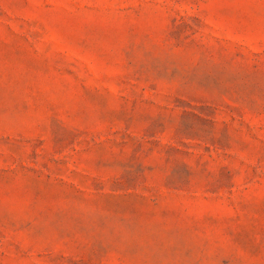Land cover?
Here are the masks:
<instances>
[{
    "label": "rangeland",
    "instance_id": "obj_1",
    "mask_svg": "<svg viewBox=\"0 0 264 264\" xmlns=\"http://www.w3.org/2000/svg\"><path fill=\"white\" fill-rule=\"evenodd\" d=\"M0 264H264V0H0Z\"/></svg>",
    "mask_w": 264,
    "mask_h": 264
}]
</instances>
